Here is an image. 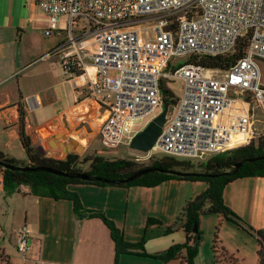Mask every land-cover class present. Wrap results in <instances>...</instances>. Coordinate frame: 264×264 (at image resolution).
<instances>
[{
    "label": "built area",
    "instance_id": "1",
    "mask_svg": "<svg viewBox=\"0 0 264 264\" xmlns=\"http://www.w3.org/2000/svg\"><path fill=\"white\" fill-rule=\"evenodd\" d=\"M34 2L47 21L43 34L64 33L63 71L87 76L85 99L102 115L103 151L128 143L135 120L159 113L160 81L174 77L183 78L182 93L169 105L147 157L205 160L237 146V135L244 141L252 137L249 103L264 107V0ZM241 38L247 41L243 55L227 69L187 61L191 54L231 53ZM29 238L22 224L13 242L19 264L39 259L30 256Z\"/></svg>",
    "mask_w": 264,
    "mask_h": 264
},
{
    "label": "crops",
    "instance_id": "2",
    "mask_svg": "<svg viewBox=\"0 0 264 264\" xmlns=\"http://www.w3.org/2000/svg\"><path fill=\"white\" fill-rule=\"evenodd\" d=\"M37 9L34 0H0V149L19 159L26 154L18 134V103L25 109L28 132L38 151L47 146L52 152L78 154L85 148L81 140L91 145L99 139L102 119L96 106L85 99L87 76L67 74L61 67L64 33L44 35L47 21L42 12L36 16ZM36 28L42 29L43 36L37 57L30 39ZM205 188L174 178L154 186L70 185L83 213L102 212L124 241L138 244L132 250L136 254L116 255L110 229L100 217L77 216L70 199L34 195L20 186L18 192L27 200L21 225L30 230V256L39 257L36 264H182L185 248L169 260L158 255L186 242L187 233L177 218ZM222 197L243 226L264 232V176L237 178L224 186ZM0 211H4L1 206ZM207 224L213 231L211 251L200 247V242L192 264H257L253 234L218 215L199 218L200 234ZM3 237L2 229L0 242ZM19 263L17 255L15 264Z\"/></svg>",
    "mask_w": 264,
    "mask_h": 264
},
{
    "label": "trees",
    "instance_id": "3",
    "mask_svg": "<svg viewBox=\"0 0 264 264\" xmlns=\"http://www.w3.org/2000/svg\"><path fill=\"white\" fill-rule=\"evenodd\" d=\"M246 43V39L241 38L231 53L213 56L191 54L187 61L205 68L227 69L242 57ZM77 74H80V71ZM160 91L163 100L169 105L175 103L177 95L168 86L166 79L160 81ZM17 110L19 140L26 158H16L0 149V175L7 189L18 191L20 186H26L28 192L34 195L70 199L77 216H98L106 223L116 245V255H118L121 252L134 253L132 250L138 244L124 241L118 228L102 212L87 210L83 213L78 196L69 190L70 185L88 183L102 186H154L171 178L200 180L206 184V188L201 194L204 195V199L195 203L194 201L200 195L194 200L188 201L177 218V222L187 233L186 242L171 247L165 253L159 254L158 257L162 260H169L176 257V253L181 248H185L186 255L180 258L181 263L192 264V259L200 243V232L198 229L193 232V225L198 226L201 216L218 215L223 219L231 220L255 236L257 264H264V232L261 229L254 230L243 226L240 223V218L224 204L222 197L224 186L233 180L248 176H264V134L256 138L252 137L248 141L240 139L237 146L209 156L198 164L199 171H180L189 170L193 165L189 159H178L172 155L150 156L146 163L131 158L107 157L97 152L86 154L81 159L79 154L74 152H67L64 158L44 156L37 150L29 135L25 119L26 113L21 103H18ZM42 166L52 168L59 173L36 168ZM142 169L148 170L126 182L115 183V181L126 179ZM83 173H87L93 178H80L78 175ZM189 242L190 244H188Z\"/></svg>",
    "mask_w": 264,
    "mask_h": 264
},
{
    "label": "rangeland",
    "instance_id": "4",
    "mask_svg": "<svg viewBox=\"0 0 264 264\" xmlns=\"http://www.w3.org/2000/svg\"><path fill=\"white\" fill-rule=\"evenodd\" d=\"M38 15H41V11L39 8L36 11V16ZM59 28L64 30L66 28V24L62 22L59 23ZM42 37H43L42 29H39V28H36L30 34V39L34 43V46H35V48L33 49V54H35L36 57L40 54L42 50L40 48V44L43 39ZM17 41H20V38H17ZM167 84L177 96L181 95L182 86H183V78L174 77V79H171L170 81H168ZM243 106L245 105H241L239 109H241V107ZM160 110L161 108H158L156 112H159ZM151 118L152 116L148 115L142 119L135 120L132 126L133 128L132 135L135 134L140 129H142ZM249 122L251 123L250 124V127H251L250 134H252L253 138L254 137L256 138L259 135L264 134V107L262 105L250 101L249 103ZM243 138H244L243 136L240 138H237L236 141L243 139ZM80 143L85 146V148L78 153L80 159L86 154L94 153V152H97V149H101V144L98 138L93 139L91 142V145L87 143L86 139L81 140ZM39 152L44 156L56 157V158H64L66 154V153H60V152H52L48 149L47 146L45 149L39 150ZM97 153L103 154L107 157H123V158H131V159H135L136 157H141L140 160H137V161L144 162V163H146L148 159L150 158V156L147 157L146 152H141V151L131 148L129 146V142L125 144H120L117 148H113L108 151L102 150L100 152L98 151ZM151 156H160V154H151ZM178 159H185V158L178 157ZM190 161L193 166L189 168V170H180V171H190V170L199 171L198 164L203 160H190ZM195 183H197L198 185H203L204 187L206 186V184L200 180H196ZM26 201L27 200L24 198L21 192H18L16 190L7 189L4 186L3 179L0 175V206L4 208V211H0V223H1V226L4 232V237L0 242V246L5 250V251L2 250V248L0 247V264H15V262H17V255L13 248V241L15 239L14 233H15L16 228L19 225H21V222L23 220L22 218L24 214V209L26 208V203H27ZM201 217H207V216H201ZM212 238H213V231L211 230V225L209 224L204 225V230L200 234V242H201L200 247H203V248L205 247V249H207L210 252L211 246H212ZM7 253L9 254V256Z\"/></svg>",
    "mask_w": 264,
    "mask_h": 264
},
{
    "label": "water",
    "instance_id": "5",
    "mask_svg": "<svg viewBox=\"0 0 264 264\" xmlns=\"http://www.w3.org/2000/svg\"><path fill=\"white\" fill-rule=\"evenodd\" d=\"M15 57H16V63L18 64V62H19L18 61L19 60L18 45L16 46ZM168 107H169V104L165 100H162L161 110L159 111V113L157 115H155L154 117H152L142 129L137 131L130 138L129 146L131 148L136 149V150L141 151V152H146V153L152 149L154 141H155L156 137L158 136V134H159V132H160V130L164 124V121L166 118V113L168 111ZM73 143H74V141H73ZM79 147H80L79 150H81V146H79ZM36 168L41 169V170L51 171L54 173H59V172H57L54 169L49 168V167L42 166V167H36ZM147 170L148 169H142V170L138 171L137 173H135L134 175L127 177L126 179H122L120 181H115V183L126 182L128 180H131L134 177H136L137 175H139L142 172H145ZM182 174H187V173H182ZM78 176L82 179L93 178V176H91L87 173L79 174ZM203 199H204V195H201L194 202L197 203ZM192 231L193 232L197 231L196 225H193Z\"/></svg>",
    "mask_w": 264,
    "mask_h": 264
},
{
    "label": "bare ground",
    "instance_id": "6",
    "mask_svg": "<svg viewBox=\"0 0 264 264\" xmlns=\"http://www.w3.org/2000/svg\"><path fill=\"white\" fill-rule=\"evenodd\" d=\"M238 109H239V107H238ZM239 136H241V135H237V136L233 137V139L239 138Z\"/></svg>",
    "mask_w": 264,
    "mask_h": 264
}]
</instances>
